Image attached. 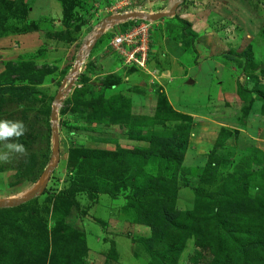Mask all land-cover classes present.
Here are the masks:
<instances>
[{
    "label": "rangeland",
    "instance_id": "374dc122",
    "mask_svg": "<svg viewBox=\"0 0 264 264\" xmlns=\"http://www.w3.org/2000/svg\"><path fill=\"white\" fill-rule=\"evenodd\" d=\"M138 25L143 68L110 44ZM0 119L27 127L0 163V264H208L214 212L264 218V0H0ZM160 180L192 235L156 250Z\"/></svg>",
    "mask_w": 264,
    "mask_h": 264
},
{
    "label": "trees",
    "instance_id": "16d2710c",
    "mask_svg": "<svg viewBox=\"0 0 264 264\" xmlns=\"http://www.w3.org/2000/svg\"><path fill=\"white\" fill-rule=\"evenodd\" d=\"M20 89L22 91L26 90L25 87L18 88V90ZM6 99L8 102L12 98L9 96ZM186 136H188L187 132L184 139H186ZM156 141V138H151L150 144L152 147H154ZM43 142L47 145L48 137H44ZM183 148L181 151L175 152L176 150L173 147L168 150L165 147H160L162 155L166 159L174 161H181L185 149ZM208 162L209 159L206 163ZM43 164L44 162L36 166L33 175L30 176L31 181L36 180L40 175ZM161 183L160 180V184L147 190L150 195L156 196V201L159 204L157 215L156 212L152 213L151 216L146 212L142 214L145 223L150 227H155L152 234L154 237L151 239L150 244L156 250H159L163 243H168L171 246L180 245L191 234V227L180 218L183 214L171 206L174 201L173 194L177 189L172 188L170 194L164 196L159 193ZM211 221L212 223L210 221L205 223L193 233L194 241L197 245L199 243L200 249L206 250L210 254L208 264H264V229L262 230L261 226L264 225L263 217H258L256 214L246 216L240 220V217L225 211L224 213L214 212ZM164 254L170 255L171 258L175 257L171 250H165L161 254L165 259ZM194 254H197L196 251H194ZM158 256L162 259V256ZM196 262L199 263L197 260Z\"/></svg>",
    "mask_w": 264,
    "mask_h": 264
},
{
    "label": "built area",
    "instance_id": "2783aa9c",
    "mask_svg": "<svg viewBox=\"0 0 264 264\" xmlns=\"http://www.w3.org/2000/svg\"><path fill=\"white\" fill-rule=\"evenodd\" d=\"M146 29L138 25L115 35L110 41L125 65L143 68L145 61Z\"/></svg>",
    "mask_w": 264,
    "mask_h": 264
},
{
    "label": "clouds",
    "instance_id": "9594fccd",
    "mask_svg": "<svg viewBox=\"0 0 264 264\" xmlns=\"http://www.w3.org/2000/svg\"><path fill=\"white\" fill-rule=\"evenodd\" d=\"M27 132L23 121L0 119V163H10L14 157L26 156L27 148L16 142Z\"/></svg>",
    "mask_w": 264,
    "mask_h": 264
},
{
    "label": "water",
    "instance_id": "95a60500",
    "mask_svg": "<svg viewBox=\"0 0 264 264\" xmlns=\"http://www.w3.org/2000/svg\"><path fill=\"white\" fill-rule=\"evenodd\" d=\"M167 13L166 12H160V13H157L155 16H152L151 18L152 19H155V18H158V17H161V16H165ZM95 37H96V34H95ZM56 98H59V92H57V94H56ZM53 111H54V107H52V113H51V117L53 118ZM52 137H53V140H55V138H56V130H55V128H53L52 129ZM52 167V165L50 166L49 165V168H48V170L47 171H49V169ZM47 178H48V174L45 176V178H44V181H46L47 180ZM43 184L41 183L40 184V186H42ZM7 204L9 205L10 204V202H7Z\"/></svg>",
    "mask_w": 264,
    "mask_h": 264
},
{
    "label": "bare ground",
    "instance_id": "6f19581e",
    "mask_svg": "<svg viewBox=\"0 0 264 264\" xmlns=\"http://www.w3.org/2000/svg\"><path fill=\"white\" fill-rule=\"evenodd\" d=\"M131 14H132V13H131ZM126 15H127V14L122 15V16L124 17V16H126ZM120 19H121V17H116V18H114V19H112V20H110V21H116V20H120ZM45 171H46V170H45ZM43 175H44V174H43ZM43 175H42L41 178L38 180L39 182H37V183L35 184V186H34L35 188H36L37 185H39V184L41 183L40 181H41V179L43 178ZM34 187H33V188H34Z\"/></svg>",
    "mask_w": 264,
    "mask_h": 264
},
{
    "label": "crops",
    "instance_id": "0c3cea01",
    "mask_svg": "<svg viewBox=\"0 0 264 264\" xmlns=\"http://www.w3.org/2000/svg\"><path fill=\"white\" fill-rule=\"evenodd\" d=\"M215 84H217V82H216ZM219 84H220V83H219ZM219 84H218V85H219Z\"/></svg>",
    "mask_w": 264,
    "mask_h": 264
}]
</instances>
